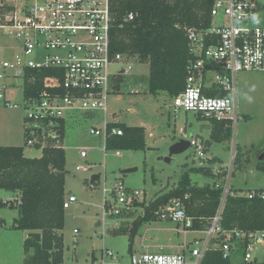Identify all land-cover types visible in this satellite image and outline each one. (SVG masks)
<instances>
[{"label": "rangeland", "instance_id": "rangeland-1", "mask_svg": "<svg viewBox=\"0 0 264 264\" xmlns=\"http://www.w3.org/2000/svg\"><path fill=\"white\" fill-rule=\"evenodd\" d=\"M20 1V4L24 2ZM256 1L261 5L258 19L241 26L264 27V0ZM214 21L223 25L229 23L221 17H216ZM2 24L0 22V64L11 62L18 54L29 59L56 53L55 50L40 49L31 56L22 54L18 40L10 33L11 28L6 24H3L6 27H2ZM121 66H130L131 75L126 77L121 92L110 96L107 113L82 110L65 113L63 147L67 159L66 199L75 196L77 200L65 209V226L62 231L65 243L64 264H131L129 235L113 234L122 218L109 214L105 209L106 198L109 206L114 204L112 191L120 183L145 193L143 198L147 204L176 187L186 172H190V179L195 185L203 187L219 182L226 184L227 175L233 170L230 177L233 191L245 196L255 190L264 191V170L258 167L264 166V159L261 160L264 157V71L239 75L238 103L242 118L232 138L219 141L213 138V125L208 120L184 110L176 113L167 93L150 92L148 63H140L133 58V62ZM119 68L120 65L111 66V71ZM12 82L14 86H9L4 93L7 99L19 106L9 108L0 100V146H23L26 157L40 158L43 149L26 143L25 116L28 110L23 98V79L19 77L0 81V85ZM105 122L146 127L147 148L140 151L105 150L103 136L91 132L94 127H103ZM179 140H195L201 147L192 145L185 152L170 156L172 145ZM201 148H204L202 157L199 155ZM83 151L85 157L81 156ZM119 152L121 154L117 155ZM237 155L240 163H235ZM77 167H85L86 170H77ZM200 167L212 168L213 173L219 177L191 172L192 168ZM127 169L137 170L123 173ZM95 176L99 178L92 183ZM14 193L0 189V201L15 200ZM142 213L143 209L138 208L126 220L130 223ZM18 217L17 208L0 207V221L5 218L7 222L5 226L0 224V231L11 229ZM75 230L78 232L75 233ZM0 236L3 237V234ZM197 236L198 233L185 232L176 223L163 219L141 228L133 251H143L149 247L153 253H177L180 245L191 242ZM252 254L258 263H264V241L255 246Z\"/></svg>", "mask_w": 264, "mask_h": 264}, {"label": "built area", "instance_id": "built-area-1", "mask_svg": "<svg viewBox=\"0 0 264 264\" xmlns=\"http://www.w3.org/2000/svg\"><path fill=\"white\" fill-rule=\"evenodd\" d=\"M12 1L0 0V10H3L0 22L11 28L10 33L18 40L21 53L31 56L40 49L56 53L29 59L18 54L11 62H1L0 81L19 77L24 81L27 145L43 150L63 147L65 113L76 110L107 113L110 96L117 93L116 85L123 87L121 80L131 75L132 68L121 65L133 62V58L112 50L110 0H24L22 4L20 0ZM260 10L261 5L256 0H214L211 26L186 28L193 59L188 64L184 91L170 97L176 113L193 112L200 119L210 123L225 122L235 130L242 118L238 106V77L245 72L264 71V27L241 26L258 19ZM216 17L227 19L228 25L216 24ZM134 18V13H130L125 20L129 22ZM3 24L2 27H6ZM114 65L120 68L111 71ZM43 69L64 72L61 91L53 93L43 89L26 98V82L33 84L37 80L27 76V71ZM9 86H14V82L0 85V100L9 108H18V104L6 98L4 92ZM217 90L225 92L226 96H214L212 93ZM110 123L105 122L103 127H94L91 131L103 136L105 150L111 134L123 135L120 128L110 131ZM191 145L201 147L195 140ZM199 155H204V148L199 149ZM81 156H86L85 151ZM82 169L86 170L77 167V170ZM229 172L226 184H215L223 189L222 203L205 228L191 230L193 218L187 215L180 200L171 201L157 212L162 220H170L185 232H196L199 236L180 245L177 253H153L149 247L132 251L131 264H202L212 249H219L226 260L254 262L256 258L252 253L255 246L264 241V231L246 233L238 228L224 230L221 226L227 197L234 195L230 186L233 170ZM112 194L115 202L107 210L111 215L136 211V202L145 201V193L129 189L123 183L116 186ZM255 195L256 192H252L248 196ZM259 196L264 200V192ZM76 200L75 196L65 199L64 209L70 208Z\"/></svg>", "mask_w": 264, "mask_h": 264}, {"label": "trees", "instance_id": "trees-1", "mask_svg": "<svg viewBox=\"0 0 264 264\" xmlns=\"http://www.w3.org/2000/svg\"><path fill=\"white\" fill-rule=\"evenodd\" d=\"M214 0H110L112 12V50L127 57L136 58L140 63L150 65L148 79L152 94L167 93L170 97L184 91L187 68L193 55L189 46L186 28H209L212 23L211 10ZM134 13L133 21L126 17ZM3 10H0V15ZM27 76L37 78L35 83L25 84V96L37 95L43 89L60 92L64 72L59 69L28 70ZM125 83V78L122 79ZM122 89L116 85L117 93ZM224 97L226 93L217 90L212 93ZM213 138L228 140L233 129L225 122H213ZM120 128L123 135H110L106 150H145L146 129L128 126L124 123H110L109 130ZM66 134V121H62V139ZM236 162L240 163L239 156ZM215 161V159H213ZM66 152L64 147H49L40 158L25 156L23 146H0V189L19 194V198L0 201V207L17 208L19 217L11 229L29 231L24 241V264H64L65 243L62 233L65 226L64 202L66 199ZM264 170V166L259 165ZM191 172L217 176L210 167L192 168ZM219 177V176H217ZM257 195L253 198L235 192L229 195L222 212L221 226L224 230H239L249 233L264 231V200ZM252 193V192H251ZM223 189L214 185L198 186L186 172L178 185L168 193L147 204L136 202V208L143 213L129 223L136 211L125 212L114 235H129V251L133 247L141 228L149 223L161 221V207L173 200H180L189 217L193 218L191 230L205 228L218 213ZM105 200V209L108 210ZM1 225L4 220L1 219ZM236 258L226 260L219 249L207 252L202 264H264L257 260L251 263H236Z\"/></svg>", "mask_w": 264, "mask_h": 264}, {"label": "crops", "instance_id": "crops-1", "mask_svg": "<svg viewBox=\"0 0 264 264\" xmlns=\"http://www.w3.org/2000/svg\"><path fill=\"white\" fill-rule=\"evenodd\" d=\"M144 128L146 129V127ZM146 137H147V129H146ZM14 194H16V199L19 198L18 193H14ZM1 219L4 220V224L6 225L7 223L6 219L5 218H1ZM0 234H3V237L0 236V264H24V260H25L24 241L28 237L30 232L22 231V230L6 229L4 231H0ZM21 248L23 249V252L21 251Z\"/></svg>", "mask_w": 264, "mask_h": 264}, {"label": "water", "instance_id": "water-1", "mask_svg": "<svg viewBox=\"0 0 264 264\" xmlns=\"http://www.w3.org/2000/svg\"><path fill=\"white\" fill-rule=\"evenodd\" d=\"M191 146L192 145H191L190 141L179 140L177 143L172 145V147L170 149V156L181 154V153L185 152ZM263 159H264V157L262 156L261 160H263ZM167 160H169V159H167ZM136 170L137 169H127V170L123 171V173H132V172H134ZM98 178H99L98 176L93 177L92 183H95Z\"/></svg>", "mask_w": 264, "mask_h": 264}]
</instances>
